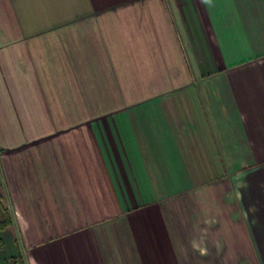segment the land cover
<instances>
[{
    "label": "crops",
    "instance_id": "obj_1",
    "mask_svg": "<svg viewBox=\"0 0 264 264\" xmlns=\"http://www.w3.org/2000/svg\"><path fill=\"white\" fill-rule=\"evenodd\" d=\"M0 194L24 264H264V0H0Z\"/></svg>",
    "mask_w": 264,
    "mask_h": 264
},
{
    "label": "rangeland",
    "instance_id": "obj_2",
    "mask_svg": "<svg viewBox=\"0 0 264 264\" xmlns=\"http://www.w3.org/2000/svg\"><path fill=\"white\" fill-rule=\"evenodd\" d=\"M15 235L13 226H10L6 232L0 233V264L8 263L11 258L17 256Z\"/></svg>",
    "mask_w": 264,
    "mask_h": 264
},
{
    "label": "trees",
    "instance_id": "obj_3",
    "mask_svg": "<svg viewBox=\"0 0 264 264\" xmlns=\"http://www.w3.org/2000/svg\"><path fill=\"white\" fill-rule=\"evenodd\" d=\"M2 196L0 194V233H4L9 230L12 225V218L9 210L4 206L1 201ZM5 264H24L20 255H17L15 258H11L8 263Z\"/></svg>",
    "mask_w": 264,
    "mask_h": 264
}]
</instances>
